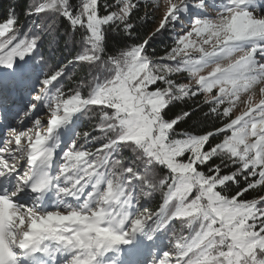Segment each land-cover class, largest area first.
Segmentation results:
<instances>
[{"label": "snow or ice", "instance_id": "snow-or-ice-1", "mask_svg": "<svg viewBox=\"0 0 264 264\" xmlns=\"http://www.w3.org/2000/svg\"><path fill=\"white\" fill-rule=\"evenodd\" d=\"M157 12L141 38L135 19ZM25 16L43 17L34 33L11 5L0 22V86L30 78L57 21L77 50L3 125L0 264H264V0H33ZM77 65L87 76L58 87ZM197 111L211 128L178 131Z\"/></svg>", "mask_w": 264, "mask_h": 264}, {"label": "trees", "instance_id": "trees-1", "mask_svg": "<svg viewBox=\"0 0 264 264\" xmlns=\"http://www.w3.org/2000/svg\"><path fill=\"white\" fill-rule=\"evenodd\" d=\"M33 3V0H0V22L6 20L8 16V9L11 5L15 8L16 14L18 16L16 27L23 26V32H28L29 29L34 33L36 28L34 26L35 23H40L43 20V17H26L25 16V9H27L30 4ZM144 9L141 8L139 15L142 16L144 13ZM135 22L138 25V33L140 34L141 38L147 36L150 32H152L151 25L149 24L150 21L145 22L138 18L135 19ZM60 27L57 30V36L59 37L58 40H54L52 36L44 35L43 40L40 43L39 48L36 51V55L32 61H30L29 67L31 69V76L30 78L26 79L25 81H20V85L22 87H29L33 89V85L35 83L36 77L42 72L49 68L55 69L60 65L66 64L68 60H70L76 53V47L74 43L67 40V37L63 35L65 31V24L57 21ZM112 37L110 44L111 48H117L121 45L122 37L117 36L113 33H109ZM170 34L165 31L161 36H158L152 43L149 48L151 52L152 49H155L156 56H163L166 48L170 47ZM42 58V59H41ZM88 69L87 67H81L79 65L70 68V74L65 76L61 81L60 84L57 85L63 86L65 90L68 88H72L75 84L82 78L87 76ZM8 82L2 86H11V78H7ZM14 90V89H12ZM29 100L28 95L25 97ZM197 100H202L203 97H197ZM193 105V101H188L186 104H176L172 106L170 115H175L180 113L181 110H187L189 106ZM203 111H207V107H204ZM97 123V118L92 117L88 118L85 116H80V118L76 121L77 130L83 133L84 131H91L94 125ZM212 120H205L201 111L195 112L191 116V118L181 122L178 126V131L183 129L185 131H193L198 132L203 129H210L212 126ZM218 123V121L216 122ZM98 134V133H94ZM127 155H131L130 152L126 153ZM256 192H250L248 195L249 197L255 196ZM161 202V196L159 193L155 194L150 199H145L142 203L144 207L149 208L151 210H155L159 203ZM172 228L178 229L179 225L174 224ZM171 234V229L169 233L161 235L157 241L158 245L165 243L167 241V236Z\"/></svg>", "mask_w": 264, "mask_h": 264}, {"label": "rangeland", "instance_id": "rangeland-1", "mask_svg": "<svg viewBox=\"0 0 264 264\" xmlns=\"http://www.w3.org/2000/svg\"><path fill=\"white\" fill-rule=\"evenodd\" d=\"M151 7V6H150ZM142 9H144L142 7ZM145 10V9H144ZM155 21H150L152 31L158 26L160 13H156ZM172 45V41H170V46ZM176 79H181V77H175ZM183 82H187L186 79ZM11 86H0V137L4 135V127L3 125L10 124L12 126L17 125V119L19 118L18 113L22 114L25 106L30 102L31 95H34L33 89L28 87H22L20 85L19 80H13L11 78ZM14 89V90H12ZM28 95L29 100L25 97ZM41 113H43V108L39 109ZM235 114V113H234ZM46 118V117H45ZM49 206H51V202H49ZM167 243V241L165 242ZM162 245V244H161ZM141 259H151L147 249L145 250L144 256Z\"/></svg>", "mask_w": 264, "mask_h": 264}]
</instances>
